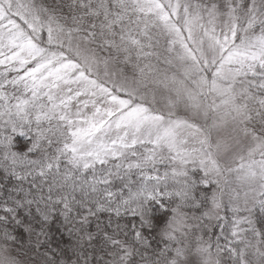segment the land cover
<instances>
[{
	"label": "snow or ice",
	"instance_id": "obj_1",
	"mask_svg": "<svg viewBox=\"0 0 264 264\" xmlns=\"http://www.w3.org/2000/svg\"><path fill=\"white\" fill-rule=\"evenodd\" d=\"M0 264H264V0H0Z\"/></svg>",
	"mask_w": 264,
	"mask_h": 264
}]
</instances>
